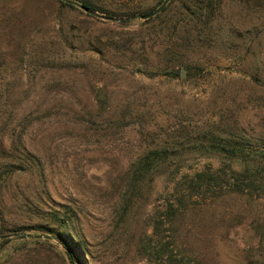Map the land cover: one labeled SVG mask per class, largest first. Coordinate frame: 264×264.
<instances>
[{
	"label": "rangeland",
	"instance_id": "1",
	"mask_svg": "<svg viewBox=\"0 0 264 264\" xmlns=\"http://www.w3.org/2000/svg\"><path fill=\"white\" fill-rule=\"evenodd\" d=\"M87 1L115 17L161 2ZM181 63L202 71L164 73ZM235 144L246 157L226 153ZM155 148L165 162L134 182L132 163ZM262 152L264 0H173L147 24L0 0V235L52 232L2 243L0 264H74L55 235L66 216L82 264H264ZM246 161L258 187L242 191ZM222 166L219 184L189 187ZM166 198L172 260L150 263L140 246Z\"/></svg>",
	"mask_w": 264,
	"mask_h": 264
},
{
	"label": "trees",
	"instance_id": "2",
	"mask_svg": "<svg viewBox=\"0 0 264 264\" xmlns=\"http://www.w3.org/2000/svg\"><path fill=\"white\" fill-rule=\"evenodd\" d=\"M61 4L67 5L69 7H75L74 4H69L66 2H63L62 0H58ZM76 2H79L81 4H84L87 7H90L99 13L110 15V16H116V14H113L104 8H101L92 2H89L87 0H74ZM162 1V0H161ZM173 0H170L167 5L163 8L161 12L156 14L155 16L145 19V20H139L141 24H147L157 18L160 17V15L167 9L168 5ZM161 2H159L156 6L153 8L141 12V14H146L153 9H155ZM134 14L131 13V15ZM121 25V24H120ZM125 26V25H121ZM181 69L184 70V74L182 76ZM202 68L195 65H189V64H183L181 63L179 66H173L171 68H168V70H164V73H167L169 75H173L175 77L179 78H190L193 76L198 75L201 73ZM227 154L232 156L235 154L237 156L238 154H243L244 157H246V154H244L243 150L244 145H238L235 144L233 146H229V148H226ZM261 154V155H260ZM261 158H264V152L259 153ZM167 156V149L162 148H155L153 150H150L145 154V156L135 160L132 163V168H134L135 175H134V182L137 181L138 176H143L144 174H152L157 169V167L160 164H163L165 162V157ZM233 157V156H232ZM225 165V164H224ZM242 169L240 171H233V179L235 180L234 185L237 186L239 190H244L245 188L249 186H255L260 187L261 189H264V185H258L255 181H257V177L255 174L250 173V161L242 162ZM227 165L226 167H228ZM224 167H220L216 172H208V171H197L195 172L190 178H188L189 187L194 190H200V189H209L210 186L213 184H219L220 181L223 180L221 178V172L224 170ZM226 171V170H225ZM223 171V172H225ZM255 177V178H254ZM258 185V186H257ZM176 199H169L166 198L164 202L163 210L158 213L155 217V222L153 224V237L150 239L149 242H143L142 246H140V251L145 255L144 258L147 259L148 262L152 263H167L172 260V249L170 248V241L166 238L162 237V232L167 231L169 229V225L171 224L173 220V216L177 213V206L175 204ZM178 203V202H177ZM65 216V215H64ZM166 225V226H165ZM168 225V226H167ZM165 226V227H164ZM60 231H56L55 235L56 238L59 241V244L63 248V252L67 256L70 261H72L74 264H82L81 261L78 258L77 249L82 246V243L79 241L77 242V236L74 232V228L72 227L71 223L69 222V219L63 217L60 221ZM32 229L38 231L41 234L52 233L51 230L46 228L45 225H37L32 228H24L20 227L17 229L11 230L12 233L17 234H24L27 233V231H31ZM63 231V232H62ZM12 233L2 234V235H9ZM0 235V236H2ZM74 237V238H73ZM76 239V241H75ZM156 240V242H154ZM12 239L9 237L0 238V246L3 243L11 242ZM16 242L26 244L27 242L31 243H45L47 240L45 238H16ZM155 247V249H153ZM165 258V260H164Z\"/></svg>",
	"mask_w": 264,
	"mask_h": 264
},
{
	"label": "water",
	"instance_id": "3",
	"mask_svg": "<svg viewBox=\"0 0 264 264\" xmlns=\"http://www.w3.org/2000/svg\"><path fill=\"white\" fill-rule=\"evenodd\" d=\"M66 3L69 4H74L75 6H77L78 8L84 10L86 13H88L89 15L101 18L103 20H109V21H113V22H120V23H129L130 21L134 20V19H139V20H145L148 18H151L153 16H155L156 14H158L159 12H161L163 10V8L167 5V3L170 0H162L161 3L152 11L146 13V14H141V13H137V14H133L131 16H127V17H115V16H110V15H105L102 13H99L98 11L85 6L84 4H81L79 2H76L74 0H62ZM183 72V70H182ZM4 237H9V238H51V236L46 235V234H31V233H24V234H17V233H13V234H9V235H2L0 236V238H4Z\"/></svg>",
	"mask_w": 264,
	"mask_h": 264
}]
</instances>
